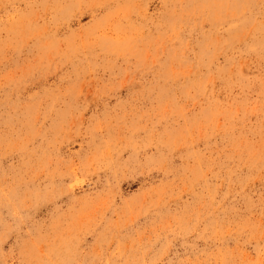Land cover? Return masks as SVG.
Wrapping results in <instances>:
<instances>
[{
    "label": "rangeland",
    "instance_id": "1",
    "mask_svg": "<svg viewBox=\"0 0 264 264\" xmlns=\"http://www.w3.org/2000/svg\"><path fill=\"white\" fill-rule=\"evenodd\" d=\"M0 264H264V0H0Z\"/></svg>",
    "mask_w": 264,
    "mask_h": 264
}]
</instances>
